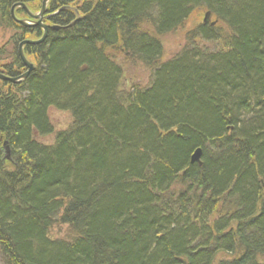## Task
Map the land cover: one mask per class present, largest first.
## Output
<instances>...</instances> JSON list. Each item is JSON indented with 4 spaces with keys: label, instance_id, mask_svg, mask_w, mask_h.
Segmentation results:
<instances>
[{
    "label": "trees",
    "instance_id": "obj_1",
    "mask_svg": "<svg viewBox=\"0 0 264 264\" xmlns=\"http://www.w3.org/2000/svg\"><path fill=\"white\" fill-rule=\"evenodd\" d=\"M20 1L0 0L12 34ZM71 4L77 24L29 47L36 70L0 80L3 264H264V0L51 7ZM120 57L148 83L126 89ZM52 110L71 115L66 130Z\"/></svg>",
    "mask_w": 264,
    "mask_h": 264
},
{
    "label": "flooded vegetation",
    "instance_id": "obj_2",
    "mask_svg": "<svg viewBox=\"0 0 264 264\" xmlns=\"http://www.w3.org/2000/svg\"><path fill=\"white\" fill-rule=\"evenodd\" d=\"M45 1L46 0H21L20 2H16L11 6V20L16 26V31L9 37L8 44L11 45V51L9 53H6V48H2L0 51H4L6 54L12 53L19 57V60L22 63V68L20 70H15L14 66L12 65L13 62H11V60H7L6 62L0 63L1 73L7 75V73H9V69L12 68V70L14 69L13 71L16 74H24L26 70L23 69L24 65L22 62L20 51H22L25 58L32 63L33 61L31 59V56L27 55L29 54V47L42 44L48 38L51 32L59 33L65 31L66 29L74 27L77 24H75L74 22L78 18L81 19L80 11L77 9L76 6H60L58 8H53L51 7V2L53 0H48L46 2L45 12L41 18V24L37 25L38 20H35L33 17H31L29 13L36 16L40 15L43 10ZM34 4H36L37 7L36 11L32 10ZM64 12L71 13L72 18L68 19L65 16H62L60 18V15ZM23 21H25L28 26H24L23 24H21V22ZM45 28H47V37L43 42L38 44L27 43L40 41L45 34ZM56 28L57 30H55Z\"/></svg>",
    "mask_w": 264,
    "mask_h": 264
},
{
    "label": "rangeland",
    "instance_id": "obj_3",
    "mask_svg": "<svg viewBox=\"0 0 264 264\" xmlns=\"http://www.w3.org/2000/svg\"><path fill=\"white\" fill-rule=\"evenodd\" d=\"M201 19L204 18V14L200 17ZM199 18V21L201 20ZM195 18H193L194 20ZM12 35V32L6 31L3 28H0V50L3 48L5 49L6 53H9L11 51V45L8 44L9 37ZM162 43L165 48V57L169 58L174 53L178 52L180 47L184 45V36L181 35V33H178L176 35H169L165 37L162 40ZM124 64V87L126 89L131 88L133 84L141 83L145 85L148 83V76L144 69H141L140 65H137L136 63H124L123 57L119 58V62ZM130 63V64H129ZM51 118L52 122L55 125L56 132L64 131L66 130L71 123V115L66 112H60L57 110L51 111ZM53 137L50 138L52 140ZM66 227H55L52 231L51 235L57 238H63L65 236V233H67ZM0 264H3L0 258Z\"/></svg>",
    "mask_w": 264,
    "mask_h": 264
},
{
    "label": "water",
    "instance_id": "obj_4",
    "mask_svg": "<svg viewBox=\"0 0 264 264\" xmlns=\"http://www.w3.org/2000/svg\"><path fill=\"white\" fill-rule=\"evenodd\" d=\"M47 1H48V0H46L45 3H44V7H43V10H42V12L40 13V15L36 16V15H32L31 13H29V14L31 15V17H33L35 20H38L37 25H40V24H41V18H42V16H43L44 12H45L46 2H47ZM210 17H211V13H210V12H207L206 15H205V20H204V23H205V24H207V23L209 22ZM21 24H23L24 26H28V24H27L25 21L21 22ZM212 25L214 26L215 23H213ZM55 30H57V28H56ZM46 37H47V28H45V34H44L43 38H42L40 41H37V42H27V43H28V44H38V43L43 42V41L46 39ZM20 55H21V58H22L24 64L27 65V66L29 67V69H30V71H28V72L23 76V79H24V78H26V77L30 74V72L33 70L34 67H33L31 64H29V63L27 62V60H26V58L24 57V54H23L22 51H20ZM0 79H1V80H4V81H9V82H12V83H14V82L17 81V80H15V79H11V78H9V77H4V76H2V75H0ZM4 150H5V152H6L5 159H6L7 161H10V160H11V158H10V149H9V147H8V143H7V142H4ZM201 156H202V150H201V149H197V150L195 151V153H194V154L192 155V157H191V163H192V164L196 163V164H198V165H201V164H202Z\"/></svg>",
    "mask_w": 264,
    "mask_h": 264
},
{
    "label": "bare ground",
    "instance_id": "obj_5",
    "mask_svg": "<svg viewBox=\"0 0 264 264\" xmlns=\"http://www.w3.org/2000/svg\"><path fill=\"white\" fill-rule=\"evenodd\" d=\"M69 6H73V4H71V5H69ZM81 14V13H80ZM205 15H206V13L204 14V18L202 19V24L203 25H210L211 27H215L217 24H218V20H215L212 16L210 17V20H209V22L207 23V24H205L204 23V20H205ZM80 17V16H79ZM80 20V18H78L74 23L76 24L78 21ZM213 23H215V25L213 26L212 24ZM25 57V56H24ZM27 60V59H26ZM22 62H23V60H22ZM27 62L29 63V64H31L34 68H33V70L30 72V74L26 77V78H24L23 79V76L28 72V71H30V69H29V67L27 66V65H25L24 64V62H23V65H24V69L26 70V72L24 73V74H22V75H13L12 74V76H11V73L9 72V73H7V75L6 74H4V73H1L0 72V75H2V76H4V77H9V78H11V79H15V80H17L16 82H14V83H12V82H9V81H6V82H9L10 84H12V85H16V84H20V83H23L30 75H31V73H33L34 71H35V69H36V65L32 62H29V60H27ZM14 70V69H13ZM1 80V79H0ZM1 81H4V80H1ZM133 85H138V83L137 84H133ZM132 85V86H133ZM5 156H6V152H5ZM202 165V164H201Z\"/></svg>",
    "mask_w": 264,
    "mask_h": 264
}]
</instances>
